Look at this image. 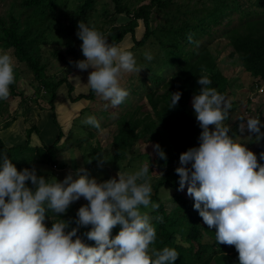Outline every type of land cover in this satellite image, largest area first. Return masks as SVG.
Instances as JSON below:
<instances>
[{
	"label": "clouds",
	"instance_id": "obj_1",
	"mask_svg": "<svg viewBox=\"0 0 264 264\" xmlns=\"http://www.w3.org/2000/svg\"><path fill=\"white\" fill-rule=\"evenodd\" d=\"M77 37L82 55L69 61L89 73L87 85L115 108L128 97L120 83L123 73L140 72L132 51L108 42L94 26L78 22ZM189 43H193L191 35ZM144 59L151 61L150 52ZM14 58L0 51V101L10 96L15 81ZM202 87L193 95L192 107L202 129L198 147H191L179 156V187L193 199V208L209 228H215L218 244L234 246L238 264H264V164L245 143L230 135L228 119L231 104L215 88L207 75L199 76ZM181 98L172 93L174 107ZM239 131L255 134V141L264 140V122L259 117L241 118ZM83 124L100 129L95 116ZM210 126H212L210 128ZM160 159H166L159 144L153 145ZM98 161H105L98 154ZM264 160V152L259 154ZM149 167L143 165L133 173L119 171L118 179L98 182L81 167L63 181L38 176L35 167L17 170L6 152H0V264H174L179 253L175 248L150 249L156 240L152 218L141 209L159 207L151 201ZM28 182L31 183V187ZM83 198L74 220L61 219L70 205ZM59 217L51 227L46 215ZM163 222V217H156ZM91 226L84 235L94 241L90 246L78 231ZM119 225L115 236L112 229ZM179 242V238L177 237ZM183 246L187 247V244Z\"/></svg>",
	"mask_w": 264,
	"mask_h": 264
},
{
	"label": "trees",
	"instance_id": "obj_2",
	"mask_svg": "<svg viewBox=\"0 0 264 264\" xmlns=\"http://www.w3.org/2000/svg\"><path fill=\"white\" fill-rule=\"evenodd\" d=\"M111 1L118 14L128 16L129 23L103 33L109 43L122 46L131 41L135 46L144 47L154 39L160 47V53L153 58L145 72L136 73L128 83L131 85L128 86L129 95L125 99L126 108L118 113V118L114 120L116 133L111 140L114 147L113 160L116 163L125 162L127 156L133 154L137 146L153 148V145L159 144L166 154V159H160L153 149L154 156L152 160L150 158V165L153 168L151 171H159L164 175L151 181V201L159 207L152 222L156 229V240L150 249L160 250L165 246L175 248L179 255L174 264H238V253L234 246L217 243L215 228H209L203 222L198 211L193 208L192 198L185 197L182 191H177L179 184L170 179L168 171L179 162L181 153L199 146L198 137L202 129L198 125L191 103L193 95L202 87L197 83L199 76L207 75L212 81L209 87L215 88L227 100L230 97L229 77L222 72L205 41L214 36L216 27L221 26L223 20L242 8L241 1L211 0L210 3L205 1L202 8L197 10L190 9L188 3L178 4L176 0H148V3L138 6L133 4L132 0ZM60 2L61 0H22L21 11L12 10L6 15H0V49L14 50L18 61L26 65L34 75L37 86L31 84L30 87L35 90L38 98L42 91L46 93L47 105L35 100L34 97H31V100L26 99L25 92L21 91L22 75L16 67L15 81L10 85L8 98H20V103L27 106L31 101H35L43 113L49 114L57 133L53 142L48 143L43 139L41 128L31 124L30 128L26 129V141L23 144L7 146L1 133L17 121L14 117L3 126L0 124V152L7 153L17 170L35 167L38 176L42 175L50 180L54 175L47 168L53 170L59 167L60 144L66 137L57 115L59 91L67 87L69 102L72 104L95 101L99 97L92 90L88 95H77L75 86L68 78H59L55 81L47 74L48 66L44 63L42 50L44 32L40 31L38 25L56 17ZM98 3L99 0H85L78 7L77 21L86 22L90 13L96 10ZM256 5L264 9V0H256ZM156 9L166 13V21L154 28L153 11ZM141 22L145 32L142 39L138 40L137 31ZM230 25L231 23L228 24L229 27ZM189 35L192 36L193 43H189ZM228 35L233 48L232 58L238 56L243 68L252 77L264 83V18L233 28L228 31ZM77 42L82 41L69 37L66 43L67 52L73 56L77 55ZM54 55L60 62L69 65V61L59 50L54 51ZM175 92H180L181 98L174 107L169 108L172 93ZM7 103L10 101H0V119L3 116V106ZM88 111L85 109L81 115ZM261 152H264V140L260 141L256 153L258 162L264 164V160L259 159ZM176 176L178 177V174ZM28 184L31 187V183ZM164 187L177 192L174 195L177 207L170 213L160 195ZM76 212L75 206L70 205L60 218L70 221V227H75ZM48 215L51 213L46 217ZM160 216L163 217V222L156 219ZM47 226L51 227V224ZM90 228V225L81 227L78 235L86 244L92 246L94 241L88 240L84 235ZM119 230L120 226H115L112 235L118 234ZM206 238L213 242L206 243L204 241ZM184 244H187V247L183 246Z\"/></svg>",
	"mask_w": 264,
	"mask_h": 264
},
{
	"label": "rangeland",
	"instance_id": "obj_3",
	"mask_svg": "<svg viewBox=\"0 0 264 264\" xmlns=\"http://www.w3.org/2000/svg\"><path fill=\"white\" fill-rule=\"evenodd\" d=\"M22 0H0V15H6L12 10L21 11L20 2ZM178 4H189V8L192 10L201 9L205 1L211 2V0H176ZM242 8L235 13H232L228 18L223 20L221 26L216 27L214 36L208 41H205L209 47V50L214 55L218 62V65L222 72L229 77L231 84V93L228 102L231 104L228 119L225 120V124L230 126V135H234L238 142L245 143L246 146L252 150L255 154L259 150L260 142L255 141V134H250L245 130L243 133L239 131V124L243 122L241 118L247 117H259L261 122H264V94L257 96L255 93L256 85L264 86V83L255 79L248 73L242 66V62L239 57L232 58L233 48L231 46L228 31L233 28L264 18V9L256 5V0H240ZM85 0H61L58 12L55 18L40 22L38 28L44 32L42 40V50L44 63L47 64V74L53 80L57 81L59 78H68L69 82L75 86L77 95H88L90 87L87 85L89 73L91 68L87 70H79L74 64L69 63L66 65L60 62L54 55V51L59 50L63 53L68 61H79L85 59L82 55L80 45L82 42L76 43L77 55L73 56L67 52L66 43L69 37L74 40H80L76 33L78 30V7L81 6ZM136 6L146 4L149 1L143 2L132 0ZM166 13L154 10L153 11V26L156 28L159 24L165 23ZM94 26L102 34L109 32L114 27H120L129 23L128 16L126 14L120 15L116 12L115 6L111 0H99L97 8L94 12L90 13L88 20L85 22ZM231 23L230 27L228 24ZM145 28L141 22V26L137 31V38L141 40ZM121 47L133 52L137 67L141 68L140 72L123 73L120 83L128 90L130 86L131 78L136 76V73L145 72L146 67L151 63L144 59V53L150 52L154 57L160 53V47L156 40H152L144 47L135 46L131 41H127ZM8 52L14 58L15 67L21 72V91L25 92L26 99L31 100L34 97L35 100H39L40 103L47 105V95L45 92H41L38 98L35 94V90L30 87L31 84L37 86V82L34 81V75L28 70L26 65L20 63L15 57L14 50L4 51ZM137 74V75H138ZM59 91V99L57 104L58 120L63 127L66 137L60 144L59 152V167L53 168V170L47 168L52 172L53 179L58 181L63 179L68 174H73L75 178V172L77 169L84 167L87 169L90 177H94L98 182L108 180L110 178H117L119 171L122 173H133L138 171L141 166L147 165L149 167L150 182L154 178H161L164 175L158 171L152 172V166L150 165L153 159V148H145V145L136 147L133 154L127 156L126 161L114 162V147L111 145V140L116 133V125L114 120L118 118V113L126 108V100L119 106L113 108L109 102L103 100L100 96L95 101H83L80 103L72 104L69 102V91L67 87L61 88ZM254 98V100H251ZM3 106V116L0 119V124L12 120L14 117L17 121L12 126L20 124L19 127H15V130H19L22 137L18 134H11V131L5 132L4 138L6 139V145H21L22 139L25 142L26 139L23 135V129L30 127L31 124H36L41 128L44 141L52 143L56 138V128L52 123V120L47 112L43 113L35 101H29L30 105L21 104L20 98L13 99L12 97L5 100L9 102ZM146 101H144L145 103ZM131 105V103H129ZM109 106V107H108ZM89 108V109H88ZM148 108L150 106L148 105ZM89 110L88 113L82 114L84 110ZM38 111L40 112V119L38 118ZM87 112V111H86ZM43 113V114H42ZM122 114V113H121ZM81 115V116H80ZM89 115H93L100 123V129L93 128L85 125L82 121ZM39 119V120H38ZM23 122V123H22ZM11 126V127H12ZM10 127V128H11ZM212 126H210L211 128ZM9 128V129H10ZM262 131V129H261ZM23 142V143H24ZM7 145V146H8ZM14 146V147H15ZM98 154H103L105 161H98L96 157ZM141 154V157H139ZM135 156V157H133ZM151 158V160H150ZM169 172V177L174 182H178L179 177L176 176L175 168H172ZM177 192L168 187H164L160 191L162 200L165 202L167 211L170 213L177 207V203L174 201V195ZM185 197L191 198L187 194V186L181 192ZM83 198L72 203L78 210L79 207L86 204ZM146 212L154 221V213L157 209L153 210L151 207L147 209H141ZM52 219L55 221L57 217L51 213ZM46 217V225L52 224V220ZM206 243L213 242L210 238L204 240ZM227 252H233L227 250ZM237 252V251H236Z\"/></svg>",
	"mask_w": 264,
	"mask_h": 264
},
{
	"label": "crops",
	"instance_id": "obj_4",
	"mask_svg": "<svg viewBox=\"0 0 264 264\" xmlns=\"http://www.w3.org/2000/svg\"><path fill=\"white\" fill-rule=\"evenodd\" d=\"M38 115H39L38 118L40 119V112H39V111H38ZM39 119H38V120H39ZM22 123H23V122H22ZM19 126H20V124L15 125V126H12L10 129L5 130V132L11 131V134H18L20 137H22L21 134H20V131L14 129L15 127H19ZM28 128H30V127H28ZM26 129H27V128H24V129H23V135H24V138H25V134H26ZM3 135H4V131L1 133V137L3 138V140L6 141V139L4 138ZM33 139L36 140L35 137H34ZM23 142H24V141H23V139H22V143H21V144H23ZM6 143H7V142H6ZM7 145H8V144H7ZM9 146H15V145H9Z\"/></svg>",
	"mask_w": 264,
	"mask_h": 264
},
{
	"label": "built area",
	"instance_id": "obj_5",
	"mask_svg": "<svg viewBox=\"0 0 264 264\" xmlns=\"http://www.w3.org/2000/svg\"><path fill=\"white\" fill-rule=\"evenodd\" d=\"M256 90L257 91L255 93L257 94V96L264 94V86H261V85L257 84L256 85ZM251 100H254V98H251ZM179 166H180V164H177L175 167L177 168Z\"/></svg>",
	"mask_w": 264,
	"mask_h": 264
}]
</instances>
